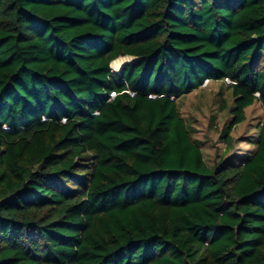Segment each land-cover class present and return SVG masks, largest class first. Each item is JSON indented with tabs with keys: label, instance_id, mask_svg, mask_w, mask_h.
Returning <instances> with one entry per match:
<instances>
[{
	"label": "trees",
	"instance_id": "16d2710c",
	"mask_svg": "<svg viewBox=\"0 0 264 264\" xmlns=\"http://www.w3.org/2000/svg\"><path fill=\"white\" fill-rule=\"evenodd\" d=\"M0 264H264V0H0Z\"/></svg>",
	"mask_w": 264,
	"mask_h": 264
},
{
	"label": "rangeland",
	"instance_id": "374dc122",
	"mask_svg": "<svg viewBox=\"0 0 264 264\" xmlns=\"http://www.w3.org/2000/svg\"><path fill=\"white\" fill-rule=\"evenodd\" d=\"M132 60L133 58L128 56L118 58L113 68L119 69L123 63ZM221 88L220 82H206L201 91H195L182 100V113L195 128V137L202 141L205 158L211 163L219 158L225 149V144L220 141L219 132L215 124H212V119L216 114L215 122L219 126L229 119L228 112L221 111L220 105L223 97H230V94L229 91ZM247 115L248 122L240 125L234 132L238 139L234 144L232 154L237 156L249 149V144L245 141L246 137L243 136L248 134L251 123L263 115V108L260 104H254L247 109Z\"/></svg>",
	"mask_w": 264,
	"mask_h": 264
},
{
	"label": "water",
	"instance_id": "95a60500",
	"mask_svg": "<svg viewBox=\"0 0 264 264\" xmlns=\"http://www.w3.org/2000/svg\"><path fill=\"white\" fill-rule=\"evenodd\" d=\"M127 63H130V62H127ZM127 63H126V64H127ZM121 69H122V68H121ZM120 71H121V70H120ZM120 71H118V72H120Z\"/></svg>",
	"mask_w": 264,
	"mask_h": 264
},
{
	"label": "built area",
	"instance_id": "2783aa9c",
	"mask_svg": "<svg viewBox=\"0 0 264 264\" xmlns=\"http://www.w3.org/2000/svg\"><path fill=\"white\" fill-rule=\"evenodd\" d=\"M115 95V94H114Z\"/></svg>",
	"mask_w": 264,
	"mask_h": 264
}]
</instances>
